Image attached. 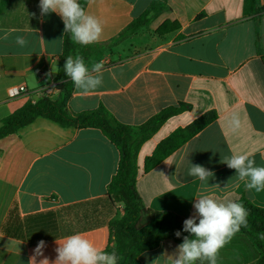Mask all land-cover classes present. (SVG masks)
I'll use <instances>...</instances> for the list:
<instances>
[{
    "label": "crops",
    "instance_id": "0c3cea01",
    "mask_svg": "<svg viewBox=\"0 0 264 264\" xmlns=\"http://www.w3.org/2000/svg\"><path fill=\"white\" fill-rule=\"evenodd\" d=\"M151 1L87 0L85 11L103 24L98 43L113 41ZM38 5L39 0H0V121L27 101L59 95L65 26L56 13L41 17ZM164 5L149 15L146 29L152 34L146 40L136 32L85 60L89 68L103 62V84L83 94L72 83L66 108L80 113L103 107L113 121L134 127L168 106L189 104L138 151L137 229L157 212L183 222L195 215L194 199L201 194L219 201L244 197L264 208V189L249 190V181L224 163L225 157L247 154L264 166V0H165ZM17 35L26 46L15 43ZM18 87L24 90L11 96ZM208 110L217 113L214 121L143 172L144 158L162 139ZM233 113L241 119L235 130ZM118 160L117 148L99 129L64 127L43 117L0 138V264H29L41 240L51 264L56 240L76 233L105 248L109 222L123 214L121 204L107 196ZM191 164L213 175L207 181L189 176ZM178 245L161 241L141 252L139 263L172 264ZM257 256L249 239L236 233L220 249L217 264H254Z\"/></svg>",
    "mask_w": 264,
    "mask_h": 264
},
{
    "label": "trees",
    "instance_id": "16d2710c",
    "mask_svg": "<svg viewBox=\"0 0 264 264\" xmlns=\"http://www.w3.org/2000/svg\"><path fill=\"white\" fill-rule=\"evenodd\" d=\"M78 2L85 9L87 0H78ZM164 2L165 0L151 1L143 14L131 21L113 41L85 46L74 42L69 32H64L58 67V74L62 80L57 84L59 90L57 99L50 100L42 96L36 101H27L0 121V138L15 133L37 117H43L64 127L99 129L115 145L119 152V160L116 172L107 186V196L111 202L123 206V214L109 222L110 240L104 249L109 253L116 251L117 264H140L139 254L157 247L161 241L171 240L181 244L184 236L192 238L189 233L182 231L183 222L169 212H157L148 224L139 229L135 227L141 208L135 190L138 151L170 117L188 110L189 104L179 102L168 106L143 124L134 127L113 121L103 107L93 112L70 113L66 104L73 82L65 75L63 68L68 56L79 55L85 61L96 47L112 43L122 35L135 32L141 27H147L150 16L164 9ZM216 117L217 113L214 110H208L187 125L175 128L155 146L150 155L144 158L143 172H148L159 164ZM237 202L243 204L248 212L247 226H242L237 233L245 235L256 248L258 256L254 264H264V208L255 206L244 197ZM177 230L181 231L180 237L175 235Z\"/></svg>",
    "mask_w": 264,
    "mask_h": 264
},
{
    "label": "clouds",
    "instance_id": "9594fccd",
    "mask_svg": "<svg viewBox=\"0 0 264 264\" xmlns=\"http://www.w3.org/2000/svg\"><path fill=\"white\" fill-rule=\"evenodd\" d=\"M38 6L41 17L49 13L58 14L65 26L64 31L71 34L74 42L87 46L100 41L103 33L101 20L87 13L78 0H39ZM32 15L35 16V13ZM8 38L9 33L5 32L2 39ZM15 43L24 47L28 41L24 36L17 35ZM63 69L75 88L83 94L93 92L103 84V62L95 63L89 68L81 56H68ZM230 125L234 130L241 126L238 113L231 115ZM224 163L236 170V175L241 181L245 179L249 181L247 184L249 190L264 189V166H256L255 160L247 154L225 157ZM188 175L207 181L213 173L202 165L191 164ZM194 200L195 215L183 221L182 229L192 238L183 237L182 243L177 246L172 256V264H196L197 261L217 264L220 249L240 231L242 226H247V209L241 203L231 200L219 201L209 194H201ZM175 235L180 237L181 231L177 230ZM56 243L57 255L51 264H117L118 262L115 250L111 253L107 252L82 233L69 235L56 240ZM45 247V241L38 242L29 264H37V257H43L39 260V264H50L49 258L44 256Z\"/></svg>",
    "mask_w": 264,
    "mask_h": 264
},
{
    "label": "rangeland",
    "instance_id": "374dc122",
    "mask_svg": "<svg viewBox=\"0 0 264 264\" xmlns=\"http://www.w3.org/2000/svg\"><path fill=\"white\" fill-rule=\"evenodd\" d=\"M136 32L138 33H140V35H142V36H144L143 37V39L144 40H146L148 37H150L151 36V31H148L147 29H146V27L144 26V27H141V28H139L137 31H135V32H131V33H126V34H124V35H122L121 37H119L118 39H116L114 42H112V43H109V44H107V45H104V46H102V47H96L95 49H94V51L87 57V59L90 57V56H92V55H97V54H103L104 52V50H107L108 48H110L112 45H113V43H117V42H119V41H121V40H123V39H126V38H129L130 36H133V35H136ZM130 42H127V44L126 45H128ZM86 59V60H87ZM121 209H122V213H123V206L121 205Z\"/></svg>",
    "mask_w": 264,
    "mask_h": 264
},
{
    "label": "built area",
    "instance_id": "2783aa9c",
    "mask_svg": "<svg viewBox=\"0 0 264 264\" xmlns=\"http://www.w3.org/2000/svg\"><path fill=\"white\" fill-rule=\"evenodd\" d=\"M50 88H52V90H53V88H54L53 85H52ZM23 90H24V87L12 88V89L10 90L9 94H10L11 96H13V95H17V94H19L20 91H23ZM48 94H49V96L52 95V93H51L50 90L48 91Z\"/></svg>",
    "mask_w": 264,
    "mask_h": 264
}]
</instances>
